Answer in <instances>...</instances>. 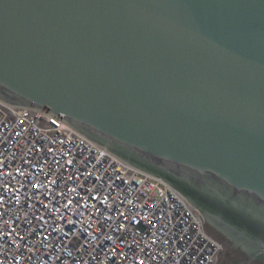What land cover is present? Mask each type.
<instances>
[{
  "label": "water",
  "instance_id": "1",
  "mask_svg": "<svg viewBox=\"0 0 264 264\" xmlns=\"http://www.w3.org/2000/svg\"><path fill=\"white\" fill-rule=\"evenodd\" d=\"M0 101L167 182L222 264L264 260V0H0Z\"/></svg>",
  "mask_w": 264,
  "mask_h": 264
},
{
  "label": "built area",
  "instance_id": "2",
  "mask_svg": "<svg viewBox=\"0 0 264 264\" xmlns=\"http://www.w3.org/2000/svg\"><path fill=\"white\" fill-rule=\"evenodd\" d=\"M221 250L166 182L0 101V264H216Z\"/></svg>",
  "mask_w": 264,
  "mask_h": 264
},
{
  "label": "flooded vegetation",
  "instance_id": "3",
  "mask_svg": "<svg viewBox=\"0 0 264 264\" xmlns=\"http://www.w3.org/2000/svg\"><path fill=\"white\" fill-rule=\"evenodd\" d=\"M221 244V243H220ZM222 245V244H221ZM237 245V244H236ZM241 247V246H240ZM242 249V248H241ZM222 250H223V245H222ZM222 250H221V252H220V254L222 253ZM244 251H246V250H244ZM219 254V255H220ZM253 260H259L260 262H261V264H264V260L263 259H253V258H251L250 256H249V260H248V262L250 263L251 261H253ZM247 261H246V263H248ZM234 263V260H232V258H231V264H233ZM245 263V264H246Z\"/></svg>",
  "mask_w": 264,
  "mask_h": 264
},
{
  "label": "rangeland",
  "instance_id": "4",
  "mask_svg": "<svg viewBox=\"0 0 264 264\" xmlns=\"http://www.w3.org/2000/svg\"><path fill=\"white\" fill-rule=\"evenodd\" d=\"M144 172H145V171H144ZM221 244L223 245V250H222V253L218 256V259H217L216 264H222L221 256L225 254L226 247L224 246L223 243H221Z\"/></svg>",
  "mask_w": 264,
  "mask_h": 264
},
{
  "label": "bare ground",
  "instance_id": "5",
  "mask_svg": "<svg viewBox=\"0 0 264 264\" xmlns=\"http://www.w3.org/2000/svg\"><path fill=\"white\" fill-rule=\"evenodd\" d=\"M138 170H140L141 172H144L143 170H141V169H139V168H137ZM144 173H146V174H149V173H147V172H144ZM149 175H151V174H149ZM162 180V179H161ZM165 182V181H164ZM167 183V182H166ZM168 184V183H167ZM169 185V184H168Z\"/></svg>",
  "mask_w": 264,
  "mask_h": 264
}]
</instances>
